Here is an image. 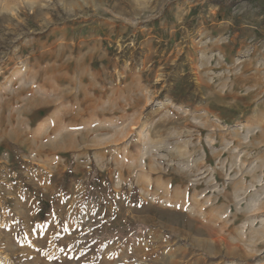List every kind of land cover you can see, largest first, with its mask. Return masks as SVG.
Masks as SVG:
<instances>
[{
	"label": "rangeland",
	"instance_id": "1",
	"mask_svg": "<svg viewBox=\"0 0 264 264\" xmlns=\"http://www.w3.org/2000/svg\"><path fill=\"white\" fill-rule=\"evenodd\" d=\"M0 264H264V0H0Z\"/></svg>",
	"mask_w": 264,
	"mask_h": 264
},
{
	"label": "trees",
	"instance_id": "2",
	"mask_svg": "<svg viewBox=\"0 0 264 264\" xmlns=\"http://www.w3.org/2000/svg\"><path fill=\"white\" fill-rule=\"evenodd\" d=\"M218 3V2H217Z\"/></svg>",
	"mask_w": 264,
	"mask_h": 264
}]
</instances>
